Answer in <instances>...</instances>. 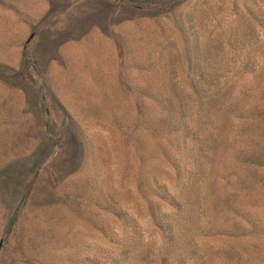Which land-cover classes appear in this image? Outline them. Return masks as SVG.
Listing matches in <instances>:
<instances>
[{
  "label": "rangeland",
  "instance_id": "rangeland-1",
  "mask_svg": "<svg viewBox=\"0 0 264 264\" xmlns=\"http://www.w3.org/2000/svg\"><path fill=\"white\" fill-rule=\"evenodd\" d=\"M0 264H264V0H0Z\"/></svg>",
  "mask_w": 264,
  "mask_h": 264
},
{
  "label": "trees",
  "instance_id": "trees-1",
  "mask_svg": "<svg viewBox=\"0 0 264 264\" xmlns=\"http://www.w3.org/2000/svg\"><path fill=\"white\" fill-rule=\"evenodd\" d=\"M197 153H195L194 156V163L192 164V169L190 168V173L188 177L184 179L183 187L180 189V192H184V196L181 199H175L173 195L170 196V201L173 203V206L175 207V210H179L181 208H187L191 207L193 204V201L190 200V195H193L194 192H196L197 186L195 185V181L193 180V170L195 169V162L197 161ZM187 187V189L185 188ZM184 198V199H183ZM187 221L186 216H182L180 219L177 216H172L171 213L169 214V224L168 228L170 230V235L168 236V240L173 238V229L172 226L176 228V233L181 234L182 233V227L184 226V222ZM183 243V242H182ZM163 258V256H161Z\"/></svg>",
  "mask_w": 264,
  "mask_h": 264
},
{
  "label": "crops",
  "instance_id": "crops-1",
  "mask_svg": "<svg viewBox=\"0 0 264 264\" xmlns=\"http://www.w3.org/2000/svg\"><path fill=\"white\" fill-rule=\"evenodd\" d=\"M33 34H34V30H31L30 33L27 35V37H26V39H25V43H26L27 41H29V40L32 38ZM25 43H24V44H25ZM32 62H33V61H32ZM7 89L9 90V88H7ZM24 105H25V106H24ZM22 106H23V108H24V110H25V109H26V103L24 102ZM23 108H22V109H23Z\"/></svg>",
  "mask_w": 264,
  "mask_h": 264
}]
</instances>
